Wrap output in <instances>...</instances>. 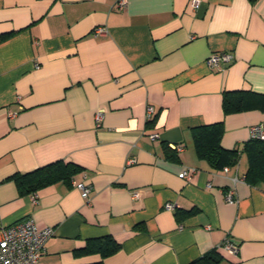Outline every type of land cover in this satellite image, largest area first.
<instances>
[{
	"label": "crops",
	"instance_id": "crops-1",
	"mask_svg": "<svg viewBox=\"0 0 264 264\" xmlns=\"http://www.w3.org/2000/svg\"><path fill=\"white\" fill-rule=\"evenodd\" d=\"M119 1L0 0V228H52L38 264H193L213 250L264 264V183L246 181L245 150L264 123V0ZM217 53L234 60L210 70ZM235 91L247 106L225 115ZM217 124L237 151L223 169L194 145ZM56 162L81 171L34 193L13 180ZM107 236L117 253L77 254Z\"/></svg>",
	"mask_w": 264,
	"mask_h": 264
},
{
	"label": "trees",
	"instance_id": "trees-1",
	"mask_svg": "<svg viewBox=\"0 0 264 264\" xmlns=\"http://www.w3.org/2000/svg\"><path fill=\"white\" fill-rule=\"evenodd\" d=\"M256 2L257 0H249ZM6 37H3L5 39ZM246 92H225L223 95V110L225 115L242 111L246 104ZM223 135L222 124L201 126L194 131V145L200 159L207 161L212 167L223 169L237 151L226 150L221 145ZM246 153L249 157V170L246 181L251 184L264 183V142L251 140L246 145ZM81 171L77 165L64 162H56L46 167L27 174H16L13 180L21 192L34 193L40 188L56 181L70 182L73 176ZM120 244L111 236L100 239H91L79 255L98 254L105 259L120 250ZM223 257L213 250L193 264H221ZM91 264H103L96 262Z\"/></svg>",
	"mask_w": 264,
	"mask_h": 264
},
{
	"label": "built area",
	"instance_id": "built-area-1",
	"mask_svg": "<svg viewBox=\"0 0 264 264\" xmlns=\"http://www.w3.org/2000/svg\"><path fill=\"white\" fill-rule=\"evenodd\" d=\"M126 6L127 0L118 2L120 10L125 9ZM199 6L200 3L198 1L193 2L194 8H199ZM97 33L103 34L104 30L99 29ZM233 60L234 58L230 53H217L207 60V66L210 70H217L222 68V66L231 64ZM153 115L154 109L149 107L147 109V120H150ZM102 119L103 115L98 114V126H100ZM250 134L251 140L264 142V123L251 127ZM158 137V135L154 134L150 136V139L155 141ZM173 149L177 152H182L183 150L180 146H173ZM129 162L133 163L132 160ZM224 171L228 173L229 170L226 168ZM194 173V170H186L183 176L187 181H191ZM234 181L237 182L238 179H234ZM76 187L81 192L83 199L89 200L92 187L85 183H79ZM135 197H137L136 194ZM226 198L229 204L237 203L235 189H231ZM166 209L174 210L175 206L174 204H167ZM53 234L52 228L39 229L33 219H28L11 227L0 228V264H38L45 251V245ZM223 248L232 253L238 252V248L230 242H226Z\"/></svg>",
	"mask_w": 264,
	"mask_h": 264
}]
</instances>
